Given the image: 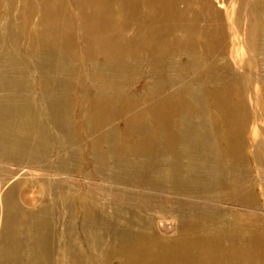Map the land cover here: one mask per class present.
<instances>
[{
    "label": "rangeland",
    "instance_id": "rangeland-1",
    "mask_svg": "<svg viewBox=\"0 0 264 264\" xmlns=\"http://www.w3.org/2000/svg\"><path fill=\"white\" fill-rule=\"evenodd\" d=\"M229 1L222 2L221 5L224 38L219 57H213L209 49L201 47V55V50H196L193 55L201 58L199 72L196 73L195 68L193 70V67L188 66L189 58L180 51V47L176 44L170 46L168 50L172 60L165 70L168 81L163 80L159 84L153 81L155 74H149L150 55L141 57L144 66L141 65L136 70L132 71L128 66L122 67L127 63L130 67V64L134 65L137 61L129 54L132 50L130 42L135 34L130 30L132 27L122 33L128 42L126 56L121 59L122 65H109L108 58L96 51L92 42L80 40V23L76 11L69 4L68 13L75 29L71 58L62 57L61 52L64 50L57 49L52 55L42 59L28 60L25 57L28 45L26 38L13 49L7 48L8 54L16 56L18 64L16 72H10V83L15 81L20 84L24 79L23 82L29 83V88L16 91V94L12 90L3 91L4 93L0 91V112L3 114V111L12 109V112L8 111L12 115L17 117L23 114L27 118L10 124L2 123L1 128L2 131L9 132L11 138L23 140L26 147L22 146V142L15 141L17 144L14 148L24 147L20 153L22 156L0 158V180L18 183L14 202L25 216L37 215L39 209L47 211L48 225L42 233V241L46 243L47 250L43 251L49 255L50 264H67L62 256L65 240L63 235L67 224H71L73 228V238L83 253L84 263H90V253L79 230L84 216L82 211H89L88 217L92 218L91 224L94 225L95 217L91 208L94 204L96 211L109 221L107 227L111 238L107 237L103 243L107 247L113 246L122 227L156 240L177 237L181 234L177 225L179 217L180 221L189 220V225H198L201 232L196 228L197 235L205 239L211 248L216 246L214 251L218 253L224 251L231 241L229 225L235 224L245 229L255 220L264 228V198L259 196L262 183L260 184L261 180L251 157V152L259 141H262L264 150L263 57L240 44L245 34L242 23L237 32L232 31V25L228 22ZM116 3H112V6ZM181 7L183 6L180 5ZM144 11L145 9H141V17ZM4 14L5 7L2 6L0 18ZM257 15L262 21L257 26L264 30V8ZM121 17L119 13L111 15L114 24H118ZM147 26L148 22L143 20L140 28L143 29V39ZM174 37L182 39L183 34L177 31ZM2 54L0 51V57ZM204 67L221 70V73H212V77L214 74H222L223 77L219 75L215 79L209 76L211 82H206L207 77L202 75ZM1 69L4 68L0 67ZM190 86L194 91L200 88L209 91L206 99L215 95L218 90L226 91L224 104L239 109L235 121L238 133L236 139L239 140L236 142L239 151L236 162L239 167L235 165L234 157L232 159L226 151V142L217 135L216 130L214 140L212 139L216 148L215 152H211L209 160L212 169L217 170L210 174L212 180L209 181L215 180L212 187L204 186V180L195 178L201 168L200 157L195 161V181L183 178L180 181L178 177L175 178V183L165 181L166 175L174 168L185 166L187 159L191 157H185L188 153V140L194 142L191 153L196 154L200 131L203 126L214 124L217 118L210 100L201 104L192 98L193 95L188 94ZM211 87H214L213 91ZM155 100L170 102L172 112L169 117L171 123L178 128L170 139L166 142L162 140L163 145L158 151L159 161L154 151L153 130L157 127V121L154 122L153 115L148 112L150 104ZM180 101L187 106H179ZM7 115L9 116L8 113ZM3 134H0L1 138ZM213 136L214 133L211 134L212 138ZM0 149L3 147L0 146ZM41 154L43 159L35 161L34 157ZM204 160L207 162L206 158ZM261 163L264 170V154ZM202 164L206 165L204 161ZM155 169L162 174L164 180L161 183L155 178ZM178 173L181 175L183 171ZM2 189L3 187L0 189L1 193ZM115 212L118 216L114 215ZM205 216L211 217L207 219ZM240 244L243 248L248 243L245 239ZM20 251L24 255L27 253L23 248ZM233 260L231 257L225 264ZM108 264H120L117 253H112Z\"/></svg>",
    "mask_w": 264,
    "mask_h": 264
},
{
    "label": "bare ground",
    "instance_id": "bare-ground-1",
    "mask_svg": "<svg viewBox=\"0 0 264 264\" xmlns=\"http://www.w3.org/2000/svg\"><path fill=\"white\" fill-rule=\"evenodd\" d=\"M225 1L227 0H0V10L2 6L5 7L4 17L0 18V51L3 52L0 57V67L4 68L0 70V91L10 92L12 90L16 94V91H23L28 87L29 83L23 82L24 79L21 81L24 84H21V82L20 84H16L15 81L13 84L10 83L12 80L10 81L9 79L12 77L11 74L16 72L18 64L16 56L8 54V49L18 46L23 38L28 39V45L25 50V57L28 60L42 59L43 57L52 55L51 53L57 49H60L59 51L64 50L61 52L62 57L71 58L70 56L73 55L71 47L74 42L75 29L72 18L68 13V4L74 8L77 14L80 23V40L82 42H92L97 48L96 51L102 52L108 58L107 64L122 65L121 59L126 56L128 51V42L123 38L122 33L128 27H132L133 29L130 30H133L135 34L130 42L132 50L129 54L137 61L134 65L130 64V67L129 63H127L128 65H122V67L128 66V69H132V71L136 70L143 65L141 57L150 55L149 74L151 72L155 74L154 83L159 84L163 80L167 82L165 70L168 69L169 63L172 60L168 47L176 44L178 48L180 47V51L189 58L188 66L193 67V70L196 69L195 72L198 73V65L201 64V58L200 56L193 55L196 50H201V53H199L201 55V47L204 50L209 49L213 57L216 59L219 57L218 53L224 38L221 5ZM115 2L117 3L112 6V3ZM228 3L230 5L228 22L232 25V31L237 32L241 23L245 26V34L240 44L248 51L253 50L256 55L263 57L261 67L264 69V30L263 28L259 29L257 26V24H262L257 14L263 11L264 0H230ZM180 5L183 7L180 8ZM141 9H145L143 17L140 14ZM115 13H119L122 16L118 24H114V19L111 18V15H115ZM143 20L148 22L147 33L144 39L142 37L143 29H140ZM177 31H181L183 34L182 39L174 37ZM222 69L225 70V67ZM220 71H215L212 67H204L202 75H205L208 79L206 82H209V76L212 77V73H219ZM10 72L12 73L10 74ZM219 75L222 76V74H218L217 76ZM217 76L214 74L212 78L215 77L216 79ZM158 77L161 78L159 79ZM190 87L191 89H189L188 94L193 95L192 98L194 100H197L201 104L205 100L212 102L211 105L217 118H215L214 124L212 123L209 127L203 126L200 131L198 135L200 142L198 143L196 154H193L194 152L191 153L194 142L188 140L186 144L188 153H186L185 157L186 159L189 158L188 155H191V157L189 160L187 159L185 166L181 165L180 168H174L172 172L170 171L171 173L166 175L165 181L169 184L175 183L177 182L175 179L177 177L180 181L182 178L189 179L190 182L194 180V170L197 169L195 168V161L200 157L201 168L195 178L197 177L200 181L204 180V186L211 185L210 187H212V185H215L212 183H215V180L209 181V179L212 180L210 174L216 173L217 170L215 168L212 169V164L209 160H211V152H215L216 148V144L213 141L216 130L218 132L217 135L221 136L226 142V151L229 152L232 159L234 157L235 165L239 167V164L236 162V156L239 152L236 142L239 140L236 139L238 133L235 123L239 109L232 105L226 106L224 104V94H227L226 91L218 90L215 95L212 92V97L210 96L209 99H206L209 91L202 88L194 91L193 87ZM226 87H228L227 83ZM213 88L211 87L212 91ZM169 105L171 104L168 101L155 100L148 108L149 114L153 115L154 122L157 121V127L153 131L155 135L154 151L158 161L160 157H158V151L163 145L162 140L166 142L178 129L177 125L171 123L169 114L172 112V106ZM178 105L185 107L186 104L180 101ZM9 110L12 112V109L3 111V114L0 112V134L4 133L3 137H0V144H3V146L0 145L3 147V149H0V158H20L22 156L20 153L26 145L23 140L13 139L9 132L2 131L1 125L5 122L10 124L16 120L20 121L22 118L25 120L27 117L23 116V114L16 117L9 113ZM213 133L214 136L212 138L211 134ZM15 141L22 142V146L24 147L19 146V148H14L17 144ZM263 154L262 141H259L253 148L251 157L255 170L259 174L260 184L262 183V186L260 185L261 193L259 194L262 198H264V170L261 163ZM18 155L20 156L18 157ZM34 158L35 161L41 160L43 159V154L37 155ZM205 158L207 162L204 160ZM32 161L34 162V160ZM202 161L206 163L205 166H203ZM157 167H160V162L157 163ZM155 170V178L157 177V181L161 183L164 180L162 174L160 175L158 169ZM179 171H183V173L179 175ZM172 179L175 180L169 182ZM17 184V182L5 183L0 180V189L3 187L2 193L0 191V264H48V262L50 264L49 255L44 253L45 250L43 251V249H46V243L42 241V233L45 232V228L48 225V213L45 209H39L37 215L25 216L24 212L16 205L17 203L15 204L14 202ZM181 184L183 183L181 182ZM94 206L95 204L91 207L93 208V215L95 217L94 225L91 224L92 218L88 217L89 211L86 213L82 211L84 216L82 217V226L79 230L83 243L90 253L89 264H108L112 253H117L120 264H225L231 257L234 260L229 264H264V228L255 220H252L245 229L235 224L229 225L231 226L232 235L235 236L231 235L228 247L223 249L224 251L221 253L215 252L216 246L211 248L205 239L197 235V229L199 233L201 232V229L197 228L198 225H189L187 224L189 220L180 221V217L177 220V225L180 227L181 234L177 237L168 240H156L145 234H139L138 231L132 232L122 227L119 230L120 233L116 235L113 246L107 247L106 245L103 246V243L107 237H110V233H108L109 227H107L109 221L101 213L97 212ZM114 215L118 216L116 212ZM214 216L216 217V215ZM205 217L209 219L211 216ZM220 225L223 224L220 222ZM72 231L71 224H67L63 235L65 239L62 250L63 260H66L67 264H85L83 253L79 249L77 241L73 238ZM244 238L248 244L242 248L240 241H245ZM22 248L27 251L26 255L20 251ZM225 259L226 261H224Z\"/></svg>",
    "mask_w": 264,
    "mask_h": 264
}]
</instances>
